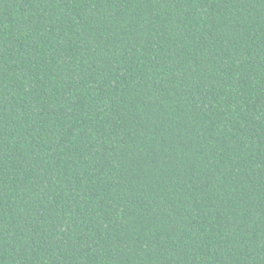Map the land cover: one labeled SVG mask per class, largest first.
Wrapping results in <instances>:
<instances>
[{
    "label": "trees",
    "instance_id": "1",
    "mask_svg": "<svg viewBox=\"0 0 264 264\" xmlns=\"http://www.w3.org/2000/svg\"><path fill=\"white\" fill-rule=\"evenodd\" d=\"M0 264H264V0H0Z\"/></svg>",
    "mask_w": 264,
    "mask_h": 264
}]
</instances>
